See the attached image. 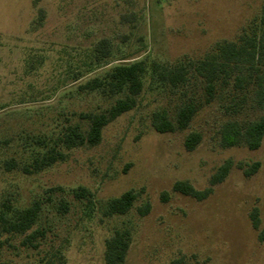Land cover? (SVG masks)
I'll use <instances>...</instances> for the list:
<instances>
[{"label":"rangeland","instance_id":"obj_1","mask_svg":"<svg viewBox=\"0 0 264 264\" xmlns=\"http://www.w3.org/2000/svg\"><path fill=\"white\" fill-rule=\"evenodd\" d=\"M264 0H0V205L25 208L41 202L35 228L46 237L36 250L18 240L0 252V264H36L61 250L65 264H104L103 243L118 228L131 230L123 264H264L250 214L264 227V137L256 150L244 143L225 147L221 129L264 117L255 96V72L247 64L229 71L214 98L204 100V83L192 65L215 44L252 36ZM264 37V32H259ZM105 41V55L95 53ZM264 64V56L261 57ZM189 67L183 88L170 90L144 81L137 106L107 125L100 143L66 152V159L27 174L43 152L79 113L105 110L111 100L79 90L115 66L135 61ZM259 66V65H258ZM244 79L236 85L235 77ZM182 100L199 104L182 132L158 134L152 113L165 110L171 121ZM201 136L191 152L183 140ZM227 160L259 163L245 178L233 167L212 193L198 202L171 191L185 181L202 191ZM13 161L7 170L4 163ZM84 189L90 200L75 199ZM133 190L138 197L124 216L105 218L106 203ZM148 204L140 216L137 209Z\"/></svg>","mask_w":264,"mask_h":264},{"label":"trees","instance_id":"obj_2","mask_svg":"<svg viewBox=\"0 0 264 264\" xmlns=\"http://www.w3.org/2000/svg\"><path fill=\"white\" fill-rule=\"evenodd\" d=\"M250 30L252 36L242 35L235 42L215 44L210 55L191 66L193 72L203 80L206 104L214 98L216 86L226 83L229 71L236 69L242 63L251 66L254 70L255 96L264 102V64L261 63V57L264 56V37L262 34L257 35L260 30L264 32V4L259 19L253 23ZM105 50V41L96 44L95 53L105 55ZM189 74V67L186 66L169 67L154 61L141 60L115 66L102 77L92 78L79 86V90L99 93L111 100L109 106L100 112L79 113L78 122L63 129L43 152L33 155L30 164L24 167L23 171L27 174L41 172L57 162L64 161L66 152L70 150L97 146L101 141L102 131L107 125L136 108L137 98L143 91L145 80L149 83L156 81L157 84L170 90H177L185 86ZM242 80L244 79L235 77L236 85ZM198 109L199 104L194 100H182L175 110L173 121L165 110H159L151 115V127L158 134L182 132L187 129ZM220 134L222 145L225 147H234L242 142L249 150H256L264 137V117L244 126L234 122L227 123L222 127ZM200 140L201 136L198 133H189L183 140L185 151H193ZM4 165L7 170L15 167L13 161H7ZM233 167L241 170L245 178H249L257 172L259 163L233 164L227 160L211 176L206 189L198 191L188 182L177 181L172 184L171 191L201 202L212 193L213 186L224 181ZM73 196L75 199L90 200L91 198V194L82 188L73 191ZM137 197V192L129 190L109 200L102 212L103 217L111 218L128 214ZM41 206V202L37 200L25 208H14L7 201L1 203L0 252L11 246V242L16 239L20 248L32 250L38 248L39 242L46 237L44 229L35 228ZM137 211L141 217L145 216L149 211L148 204H144ZM250 221L253 229L258 232V241L264 242V227L259 230L257 209L251 212ZM130 243L129 228L114 230L103 243L104 264H123ZM36 264H65V259L61 250L55 249ZM173 264L186 263L183 259H177Z\"/></svg>","mask_w":264,"mask_h":264}]
</instances>
